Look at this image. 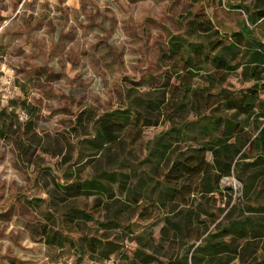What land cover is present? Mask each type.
<instances>
[{"label":"rangeland","instance_id":"1","mask_svg":"<svg viewBox=\"0 0 264 264\" xmlns=\"http://www.w3.org/2000/svg\"><path fill=\"white\" fill-rule=\"evenodd\" d=\"M238 4L252 6L255 0H0V70L13 71L19 92L13 102L0 100L5 110L0 131V264H63L67 259L108 264L90 250L91 239L117 246L108 258L113 264H168L192 242L175 233L172 247L165 243L162 233L171 227L167 218L178 222L187 209L198 216L195 224L203 236L215 232L243 200L242 183L234 173L221 180L222 193L186 195L178 200L186 206H155L147 219L145 205L155 198L148 193L157 176L139 192L138 205L116 184L111 198L74 197L62 187L95 169L120 170L118 159L128 165L122 171L134 168L138 175H147L145 146L168 125L158 109L146 113L155 125L144 127L136 144L123 141L117 152L97 151L88 143L93 138L90 118L143 99L151 105L167 70L160 53L173 33L183 31L180 23L202 10L220 35H228L246 20ZM253 28L264 42V20ZM239 72L228 78L232 89L249 85L239 81ZM18 110L27 117L20 118ZM133 182L131 176L129 184ZM255 190L257 197L250 203L257 208L264 204V186L256 183ZM240 206L246 209L244 203ZM71 207L92 217L74 219L68 215ZM139 209L144 212L140 217ZM137 249L147 255H141L146 262L133 257ZM262 259L258 245L242 249L241 258L228 264H264Z\"/></svg>","mask_w":264,"mask_h":264},{"label":"trees","instance_id":"2","mask_svg":"<svg viewBox=\"0 0 264 264\" xmlns=\"http://www.w3.org/2000/svg\"><path fill=\"white\" fill-rule=\"evenodd\" d=\"M237 6L243 8L246 20L240 30L228 35H220L202 10L189 14L185 24L180 23L183 31L173 33L160 53V63L167 70L151 105L150 100L143 99L90 118L93 138L88 143L97 151L117 152L123 141L136 144L142 129L155 125L146 113L158 109L168 125L145 146L147 175H138L134 168L129 173L122 171L128 165L118 159L120 170L95 169L90 176L68 181L62 187L66 195L74 197L106 194L111 198V186L116 184L138 205L139 192L148 187L149 178L157 176L155 188L148 193L155 198L145 208L169 210L172 205L186 206L178 201L186 195L222 193L221 180L234 173L242 183L239 200H243L218 223L214 233L203 236L195 224L198 216L188 209L178 222L167 218L171 227L162 233L165 243L170 245L175 233L192 242L168 264H228L241 258L242 249L258 245L264 252V204L256 208L250 203L257 197L255 184L264 186V42L253 28L264 20V0ZM238 70L239 81L249 85L236 90L226 83ZM18 95L6 103L17 100ZM4 111L0 109V131ZM131 176L135 182L129 184ZM240 203L245 204V210ZM138 211L140 217L144 212ZM68 215L85 220L92 217L76 207H71ZM89 244L99 262L113 264L108 258L117 251L115 244L100 239H91ZM107 245L114 246L107 249ZM141 255L142 250L137 249L133 257L146 262Z\"/></svg>","mask_w":264,"mask_h":264},{"label":"built area","instance_id":"3","mask_svg":"<svg viewBox=\"0 0 264 264\" xmlns=\"http://www.w3.org/2000/svg\"><path fill=\"white\" fill-rule=\"evenodd\" d=\"M0 74V100L7 102L8 99L15 97L18 94V89L14 84V73L8 69H1ZM20 118L27 117L24 110H18ZM63 264H75L71 259H67Z\"/></svg>","mask_w":264,"mask_h":264}]
</instances>
